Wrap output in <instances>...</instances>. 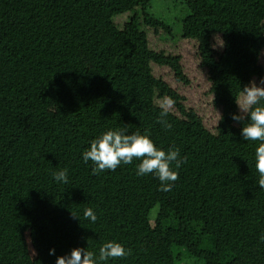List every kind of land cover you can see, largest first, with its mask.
I'll return each mask as SVG.
<instances>
[{"label": "trees", "instance_id": "obj_1", "mask_svg": "<svg viewBox=\"0 0 264 264\" xmlns=\"http://www.w3.org/2000/svg\"><path fill=\"white\" fill-rule=\"evenodd\" d=\"M149 3L0 0V264H55L76 247L98 257L107 241L131 253L102 264H142L144 245L153 242L160 243L155 264H181L182 249L202 264L241 255L264 264V189L255 167L261 142L245 141L244 122L232 119L243 87L264 76V0H196V51L220 108L215 136L227 162L206 209L200 194L197 211L163 205L152 224L145 186L154 172L138 176L141 159L99 174L83 160L109 130L139 131L156 146V96L171 97L183 121L200 124L154 72L168 66L185 81L178 57L150 45L143 26L165 37L172 28L148 12ZM64 169L68 183L57 182L53 173Z\"/></svg>", "mask_w": 264, "mask_h": 264}, {"label": "rangeland", "instance_id": "obj_2", "mask_svg": "<svg viewBox=\"0 0 264 264\" xmlns=\"http://www.w3.org/2000/svg\"><path fill=\"white\" fill-rule=\"evenodd\" d=\"M147 10L152 15L165 20L172 28L171 36H173L165 37L163 33L154 28L143 26L150 45L156 51H163L165 54L178 57L181 65L180 74L184 76L185 81L177 79L175 73L168 66H155L154 72L179 93L184 109L193 111L200 119V124L193 126L189 122L183 121L174 107L166 117L172 125L171 129H165L160 123H157L156 147L165 152L169 149H178L180 158L184 162L178 169L175 168L174 163L171 165L172 170L178 173L179 179L172 182L170 191L159 190L161 182L155 173L148 176L145 190L149 198L150 216L153 224L158 208L163 205L181 206L190 212L197 211L200 194L204 199L201 205L202 209H206L214 194L216 177L226 167L227 162L219 156V147L215 136L220 108L213 103L206 73L199 66V57L196 51L195 38L201 33L199 25L201 14L196 0H150ZM137 11L140 15V10ZM125 19L126 16L120 17L122 22ZM259 63L264 71V52L260 55ZM260 80L255 79L257 85ZM161 99V96L155 97V108L158 115L161 111L158 101ZM165 221L169 227L174 225L171 214ZM159 249V242L145 244L143 255L139 260L142 264H155ZM30 252L34 254L31 248ZM179 258H181V264H202L199 260L186 254L184 249L179 254ZM231 264L256 263L247 255H241Z\"/></svg>", "mask_w": 264, "mask_h": 264}, {"label": "clouds", "instance_id": "obj_3", "mask_svg": "<svg viewBox=\"0 0 264 264\" xmlns=\"http://www.w3.org/2000/svg\"><path fill=\"white\" fill-rule=\"evenodd\" d=\"M239 113L233 114L232 119L237 122H244L241 135L245 141H260L255 150V167L259 173L258 185L264 189V78H261L259 85L255 80L249 82L236 97ZM161 109L157 122L165 129H171L172 125L166 119L175 106V101L168 96L158 101ZM247 121V123H245ZM141 159L137 165V175L144 176L155 173L160 180V191H170L172 182L179 179L178 173L172 170L180 168L184 162L180 158L178 149H169L167 152L158 149L147 134L139 131L127 134L125 130H109L102 133L90 143V148L83 152L85 163L91 161L93 174H99L105 170L115 171L121 164H131L133 159ZM57 182L68 183L67 169L53 173ZM74 218L79 219L73 214ZM85 219H90L95 223L97 215L92 208L84 210ZM264 241V236H261ZM131 253L130 249H125L120 243L107 241L99 248L98 257L92 251L76 247L70 255H62L56 258L55 264H102L110 258L126 257ZM50 255H55V249L49 250Z\"/></svg>", "mask_w": 264, "mask_h": 264}]
</instances>
